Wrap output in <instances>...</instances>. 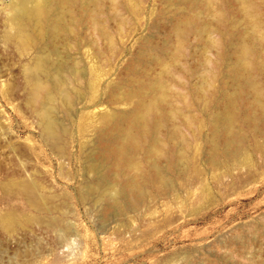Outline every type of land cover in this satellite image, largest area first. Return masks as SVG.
Here are the masks:
<instances>
[{
    "label": "rangeland",
    "instance_id": "1",
    "mask_svg": "<svg viewBox=\"0 0 264 264\" xmlns=\"http://www.w3.org/2000/svg\"><path fill=\"white\" fill-rule=\"evenodd\" d=\"M12 1L18 0H0V264H264V129L244 134L247 164L219 158V166L213 167L206 164L209 155L201 150L197 172L192 168L188 176L177 179L172 191L159 188V197L147 191L138 209L119 217L87 189L94 183L89 163L101 161L94 133L100 126L98 117L107 110L125 109L111 107L107 86L123 80L129 64L142 67L133 61L139 52L158 51L168 40L174 19L182 12L177 0H138L139 16L124 9L129 0H117L121 18L104 25L113 37L112 45L96 39L90 30L84 38L86 30L78 27L83 40L88 41L89 35L94 39L89 37L91 43L83 45L80 39L61 37L55 42L60 58L42 53L47 48L39 41L18 35L21 27L12 22ZM212 8L214 12L218 7ZM223 11L225 18L228 10ZM204 13L201 20L214 21L213 14ZM22 30L35 35L28 25ZM219 36L214 35L221 52L226 41ZM193 40L188 38L185 55L194 53ZM96 50L101 55L97 61ZM218 52L208 54L209 68L214 69L209 75L213 97L222 82L229 84L228 95L235 92L233 76L223 70ZM40 57L50 63L76 64L88 74L98 66L99 87L91 92L84 77L73 79L66 74L62 84L56 85L50 72L39 81L46 83L51 98L47 94L49 98L40 105L32 103L37 80L33 81L29 70ZM182 62L191 68L190 73L200 68L197 59L193 63L186 57ZM252 75L264 88V75L258 71ZM188 79L184 74L181 81L188 84ZM192 79L189 84L195 82ZM178 89L187 96L185 103L179 102L180 108L205 118L200 112L204 102L194 101L186 84ZM247 92L237 106L246 108L252 98ZM188 102L192 110L187 109ZM45 112L61 131L53 140L44 132Z\"/></svg>",
    "mask_w": 264,
    "mask_h": 264
},
{
    "label": "bare ground",
    "instance_id": "2",
    "mask_svg": "<svg viewBox=\"0 0 264 264\" xmlns=\"http://www.w3.org/2000/svg\"><path fill=\"white\" fill-rule=\"evenodd\" d=\"M256 1L177 0V6L181 5L183 10L179 7L182 12L174 19L171 32L169 31L170 34L167 36L168 40L158 51L153 52L149 49L139 52L133 61L141 62L142 67L138 69L129 64L130 68L126 69L129 71L128 74L126 72L127 76L107 86V99L111 107L123 106L125 109L119 110V107L116 108L119 111L106 109L107 111L98 117L100 126L94 133L97 134V141L100 144L101 161L92 160L89 163L94 183L87 189L96 193L99 201L104 202V207L112 209L118 217L122 212L138 209L147 191L157 193L155 195L159 197V188H162V191L163 189L172 191L177 179L185 177L192 168L197 172L198 169L195 168L201 150L209 155L206 157L205 162L208 161L206 164L213 167H216L219 158L244 164L249 162V157L245 153L247 138L244 134L247 132L255 134L264 129V88L258 85L259 82L257 84L252 75L256 71L264 75V7H262L264 0ZM138 2L129 0L127 5L124 4V9L137 16ZM118 3L117 0H18L12 1L10 6L13 12L12 22L21 27H18V35L27 41H39L45 49L47 48L40 50L42 53L46 52L48 56L50 54L60 58L55 42L61 37L67 38H63L64 40L77 38L81 40L78 42H84L81 44L88 45L85 42L91 43L88 42L89 37L95 35L96 39L109 40V45H112V36L108 34L104 25L109 19L115 21L121 18ZM214 5L218 8L213 12ZM105 9L109 11L107 14L110 13L106 20L103 19L107 15ZM223 9L228 10L225 18ZM203 13L213 14L211 18L214 17V21L201 20L200 15ZM23 25L30 26L35 35L25 34L22 30ZM78 27L86 30L83 33L86 35L82 34L84 38L90 34L89 30L94 33L91 32L93 36L89 35L88 41L83 40V37H80L81 33H78L80 30ZM215 34H219V37L226 41L221 52H218L220 47L218 49ZM190 37L194 39L195 50L194 53L185 55V47ZM171 38H176L175 44ZM213 50H217L216 55L223 70L228 69L227 72H231L233 76L235 92L231 95L225 91V87L229 85L226 86V82H222L221 90L216 97L211 96L209 92L211 90L209 75L214 69L209 68L212 65L208 54ZM96 51L93 57L97 61L101 55L98 53L99 50ZM185 56L190 61L194 60L193 63L196 59L199 60L200 68H197L199 71L194 68V72H189L191 68L182 62L186 59ZM73 65L69 66L61 61L50 63L45 57L38 58L29 70L33 81L34 78L37 80L36 83L33 82L35 87L31 102L40 105L45 97L51 98L46 92L47 85H44L46 83L39 81L40 76L50 72L54 75L51 81L56 85L62 84L64 74L73 79L84 77L87 88L91 92H96L99 87L98 66L89 67L91 71L88 74L84 68L80 69L76 64ZM184 74L190 80H187L188 84L181 81ZM192 78H195V82L189 84ZM185 84L194 101L204 102L200 112L205 118L198 119L196 117L198 115L180 108L179 102H184L187 96L180 92L178 87L183 88ZM244 91H249L252 96L248 105L245 104L246 108L237 106V101L238 99L240 101ZM65 100L66 103L71 101L69 96H65ZM189 102L186 107L192 110L189 109L192 107ZM222 102L223 105L220 104ZM45 113L44 132L48 139L53 140L61 131L50 115Z\"/></svg>",
    "mask_w": 264,
    "mask_h": 264
}]
</instances>
